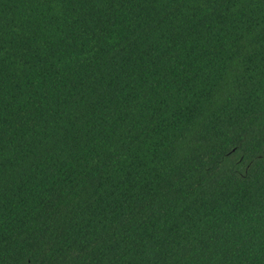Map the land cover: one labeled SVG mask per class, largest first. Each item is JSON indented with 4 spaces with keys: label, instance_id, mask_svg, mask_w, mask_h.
<instances>
[{
    "label": "trees",
    "instance_id": "1",
    "mask_svg": "<svg viewBox=\"0 0 264 264\" xmlns=\"http://www.w3.org/2000/svg\"><path fill=\"white\" fill-rule=\"evenodd\" d=\"M0 264H264V0H0Z\"/></svg>",
    "mask_w": 264,
    "mask_h": 264
}]
</instances>
